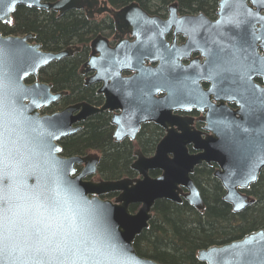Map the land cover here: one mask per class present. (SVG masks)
I'll use <instances>...</instances> for the list:
<instances>
[{
    "label": "water",
    "instance_id": "obj_1",
    "mask_svg": "<svg viewBox=\"0 0 264 264\" xmlns=\"http://www.w3.org/2000/svg\"><path fill=\"white\" fill-rule=\"evenodd\" d=\"M98 1L0 0V21L12 23L13 15L20 6L55 11L60 16L72 9L84 6L91 8ZM103 2L107 4L106 0ZM254 4L261 9L264 7V0H254ZM135 9L141 11L137 2L129 4L122 11L128 14ZM104 10L111 13L118 22L122 11L109 7ZM34 37V32L25 35L10 34L8 37L0 34V150L4 147L3 115L7 111L12 121L11 128L14 129L12 146L26 154L41 170L28 177V184L35 185L41 178L55 176L69 198L71 211L68 218L58 221L57 229V239L67 249L69 258L79 254L86 259L87 264H164L141 256L134 243L150 227L154 217L153 207L160 199L180 203L181 196H184L191 205L204 210L200 190L190 175L197 165L205 161L215 160L219 164L215 176L226 189L224 200L233 206L234 212H241L256 203V197L241 190L249 189L251 184L258 181L264 168V146L253 150L252 147L231 144L229 137L227 143L217 146L215 138L208 137L204 145H195L196 149L203 148L204 151L192 155L186 143L202 139L193 130L178 133L173 129L176 125L188 126L189 121L174 116L172 111H152L149 106L143 105L138 106L136 111H124L122 116L115 115L112 121L117 125V141L128 135L134 138L142 122L155 121L167 129V135L158 144L154 156L147 157L140 149L137 150L138 159L132 167L141 177L100 181L86 179L96 173L100 155L64 156L60 141L81 129L74 124L86 120L92 114L119 108L118 46H108L107 55H92L88 62L98 69L97 77L91 82H105L100 91L106 95V103L102 107L97 108L83 102L52 114H41L44 107L50 106L64 94H53L51 84L39 80L28 84L25 80L31 76L38 77L41 68L49 63L71 56L74 46L59 52L46 51L42 49L41 43L29 41ZM93 45L98 46V40ZM107 68L114 69L109 70L108 76L104 77V69ZM145 75L137 74L131 81H136L140 76V81L145 84ZM108 79H112L113 83L108 84ZM137 98L140 101L152 100L143 87ZM259 112L261 111H257ZM254 114L255 111L242 114L243 126L237 125L236 130H249L250 124L255 123L254 117H257L258 124L264 129V119L261 121L264 113L261 112L258 116ZM76 164L85 165L80 173H77ZM152 169H160L162 174L152 177L149 174ZM3 183L7 184L8 181L5 179ZM183 187L187 188V193L183 191ZM111 192H119L114 201L100 197ZM134 204L139 205L135 213L130 208ZM13 243L15 241L5 242L0 238V264H17L19 253L13 251ZM18 243L22 246L25 240L21 238ZM197 257L205 264H264V228L234 241L201 249Z\"/></svg>",
    "mask_w": 264,
    "mask_h": 264
},
{
    "label": "flooded vegetation",
    "instance_id": "obj_2",
    "mask_svg": "<svg viewBox=\"0 0 264 264\" xmlns=\"http://www.w3.org/2000/svg\"><path fill=\"white\" fill-rule=\"evenodd\" d=\"M103 1L99 0L91 8L84 6L80 9L70 10L74 16L79 15L89 23L91 32L82 39V42L79 39L75 40L59 50L44 48L41 43L43 50L53 52L74 46L73 54L41 68L38 77L31 76L25 80L28 84L38 80L51 84L53 94H64L50 106L44 107L41 114H52L62 111L70 105L83 102L100 108L106 103L105 92H100L105 82H91L97 77L98 69L88 62L92 55L97 57L107 55L108 46L110 48L118 46L119 108L92 114L86 120L74 124L75 127L80 126L81 129L66 138L82 132L85 125L96 115L105 114L112 132L113 142L128 146L132 149V154L129 158L128 170L125 173H123V168L114 175H106L101 170L103 153L92 150L84 154H64L62 143L66 138H63L60 144L64 156L100 155L96 173L87 176L86 179L100 181L141 177V174L132 167L138 159L137 150L140 149L147 157L154 156L158 144L167 135V129L155 121L142 122L134 138L128 135L117 141L115 138L117 125L112 123L115 115L122 116L124 111H136L141 105L149 106L152 111H172L174 116L187 119L188 126L176 125L173 129L178 133L193 130L198 134V138L202 139L189 140L186 143V147L192 155L204 151L203 148L196 149L195 145L200 143L204 145L205 139L208 137L215 138L217 146L224 145L229 141V138L231 144L252 147L253 150L264 146V129L260 127V123L258 124L257 117H254L255 123L250 124L249 130H236L237 125L243 126L241 115L246 111H255L254 115L256 116L261 112L264 113V7L260 9V6L254 4V0H169L166 2L153 1L143 5L138 1H131L118 6L112 5L109 0H106L107 4ZM134 2L140 5L141 11L135 9L128 14L122 11ZM105 7L122 11L118 22L111 13L104 10ZM255 10L258 11L255 12ZM46 12L55 13L58 18L66 14L59 16V13L55 11ZM0 34L8 37L10 34L25 35L26 33H8V22L0 21ZM36 38L29 41L38 42ZM96 40H98V46L93 45ZM66 60L74 61L76 75L80 81V88L75 86L73 92L70 89L55 87L54 83L48 81L44 75L50 71L51 65L63 63ZM108 62L103 61V63ZM113 69H104L106 72L104 77H107L108 71ZM151 73L159 75L155 76ZM137 74H146L145 84L140 81V76L136 81H131ZM112 83V79H108V84ZM141 87L152 97V100L140 101V98H137ZM80 90H83L82 93L85 94L82 97H77ZM69 98L70 100H67ZM156 106L159 108L156 109ZM257 111L261 112L257 113ZM263 119L262 117L261 121ZM143 147H149L151 150L146 152ZM170 156L173 155L170 154ZM84 167V164H76L77 173H80ZM202 168L212 171V177L221 186V192H219L221 199L228 205L231 213H241L254 205L241 212L233 211V206L224 200L226 189L220 179L215 176V172L219 168V164L215 160L197 165L190 175L199 188L204 201L203 211L191 205L184 196H181L182 202L180 203L168 199L160 200H167L177 205L186 202L198 213L205 215L208 207L207 200L202 188L194 178V174ZM263 171L264 168L261 174ZM149 174L152 177H158L162 171L152 169ZM257 182L241 192L254 196L250 191ZM183 191L188 192L185 187H183ZM118 195L119 192H111L100 197L114 201ZM155 206L153 207L154 217ZM130 208L135 213L139 205L134 204ZM234 240L214 243L199 250ZM199 250L196 253L197 259Z\"/></svg>",
    "mask_w": 264,
    "mask_h": 264
},
{
    "label": "trees",
    "instance_id": "obj_3",
    "mask_svg": "<svg viewBox=\"0 0 264 264\" xmlns=\"http://www.w3.org/2000/svg\"><path fill=\"white\" fill-rule=\"evenodd\" d=\"M131 1H138L143 5L169 0H109L116 6ZM91 30L86 20L79 15L74 16L71 11L58 18L55 13L26 6L18 7L13 15V22L8 23V33L34 32L36 40L50 50H59L78 39L82 42ZM44 75L55 87L70 89L72 92L75 86L80 88L73 60L51 65L50 71ZM82 92L80 90L76 96L82 97L85 94ZM62 144L64 154H84L92 150L103 153L101 170L106 175H114L123 168V173L128 170L132 149L113 142L105 114L93 117L82 132L64 139ZM143 150L149 152L151 149L143 147ZM194 178L207 200L206 214L198 213L186 202L177 205L167 200L157 201L155 217L150 227L134 243L141 256L164 264H202L196 258L200 248L238 239L251 231L264 228V171L250 191L257 197V203L237 214L231 213L228 205L221 199V186L212 177L211 170L198 169Z\"/></svg>",
    "mask_w": 264,
    "mask_h": 264
},
{
    "label": "clouds",
    "instance_id": "obj_4",
    "mask_svg": "<svg viewBox=\"0 0 264 264\" xmlns=\"http://www.w3.org/2000/svg\"><path fill=\"white\" fill-rule=\"evenodd\" d=\"M11 123L5 111L4 147L0 150V238L15 241L12 249L19 253L17 264H87L79 254L69 258L67 249L57 239L58 221L68 218L71 211L66 192L55 176L28 184V177L39 169L12 146ZM5 179L7 184L3 183ZM21 238L25 240L22 246L18 243Z\"/></svg>",
    "mask_w": 264,
    "mask_h": 264
}]
</instances>
